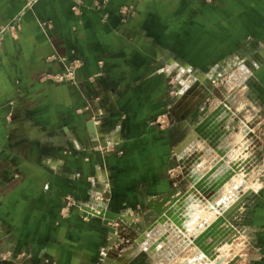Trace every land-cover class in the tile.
I'll use <instances>...</instances> for the list:
<instances>
[{"label":"crops","instance_id":"obj_1","mask_svg":"<svg viewBox=\"0 0 264 264\" xmlns=\"http://www.w3.org/2000/svg\"><path fill=\"white\" fill-rule=\"evenodd\" d=\"M84 1H104L105 7L76 14L73 0H39L21 16L18 33L6 34L0 45V225L5 231L0 236L10 230L18 243L36 245L38 256L54 254L57 260L67 251L46 240L60 238L62 229L46 223L58 219V196L84 194L86 177L103 159L82 150L93 136L86 126L89 113L79 110L104 111L102 127L124 119L128 158L104 159L113 187L124 194L145 182L154 190L169 137L167 130L146 123L164 106L166 80L152 68L158 49L179 50L183 60L199 63L221 57L248 37L264 39V0ZM24 4L0 0V27ZM123 6L133 12H121ZM72 60L79 61L74 84L48 78ZM259 77L264 87V68ZM61 160L63 168L49 163ZM14 168L20 176H13ZM261 196L256 220L264 236V192Z\"/></svg>","mask_w":264,"mask_h":264},{"label":"rangeland","instance_id":"obj_2","mask_svg":"<svg viewBox=\"0 0 264 264\" xmlns=\"http://www.w3.org/2000/svg\"><path fill=\"white\" fill-rule=\"evenodd\" d=\"M37 1L25 0L17 17L0 27V45L6 34L18 33L21 16ZM104 7V1L73 0L71 10L80 14ZM120 11L129 14L133 9L123 6ZM160 48L152 68L166 80L164 106L146 120L148 126L167 130L169 135L156 188L149 190L145 182H138V188L122 194L113 187L104 159L115 156L127 160L130 137H125L124 119L102 127L104 111L80 109L89 113L88 123L93 122L91 129L86 125L93 136L87 138L93 141L82 150L103 159L86 177V192L61 193L58 219L46 223L62 229L60 238L48 235L46 242L57 243V250L65 248L66 258L38 256L36 245L18 243L16 233L10 236L9 230L0 236V264H197L202 259L218 260L217 264L264 263V236L256 220L264 192V87L259 77L264 68V39L248 37L221 57L199 63L183 60L179 50ZM78 65L77 60L69 61L61 72L48 78L74 84ZM7 118L9 122V114ZM236 147L242 156L234 168L245 182L237 204L223 215L222 224L203 226L202 220H190L188 211L196 208L191 202L209 194L217 176L213 170L231 164L239 149ZM49 163L64 167L63 160ZM12 174L18 177L21 170L14 168Z\"/></svg>","mask_w":264,"mask_h":264},{"label":"bare ground","instance_id":"obj_3","mask_svg":"<svg viewBox=\"0 0 264 264\" xmlns=\"http://www.w3.org/2000/svg\"><path fill=\"white\" fill-rule=\"evenodd\" d=\"M244 135V134H243ZM242 135V136H243ZM240 136V137H242ZM241 139V138H240ZM247 139V138H246ZM107 141V140H106ZM241 141V140H240ZM103 142V141H102ZM243 142V141H241ZM105 143V142H104ZM240 143V142H238ZM199 144V143H198ZM185 145V144H183ZM181 146V144H180ZM197 146V145H196ZM193 147V146H192ZM191 147V148H192ZM241 147V144L240 146ZM238 147V148H239ZM237 148V147H236ZM237 148V149H238ZM193 149V148H192ZM204 153V152H203ZM192 154V153H191ZM202 154V153H201ZM244 154V152H243ZM203 156V155H202ZM242 156V151L240 148L237 150L235 156L232 158L234 161H232L231 164L228 166H216L215 170L213 172L217 173V176H214L215 179L211 182V191L209 194L205 193V196L202 198L193 199L191 202V206L196 203V208L193 211V209L189 212L188 216L193 218V220H202L203 226H206L207 224L213 223V222H219L222 224L224 222V218L222 219L223 215L229 211V209L234 205L237 204V201L239 199L240 193L243 191V188L245 186L244 177L239 174L240 171H237L236 164L240 162V158ZM207 157V155H206ZM205 158V157H204ZM207 163V162H206ZM196 167V166H195ZM218 167V168H217ZM223 167V168H222ZM205 168V167H203ZM210 171V170H209ZM197 172V171H196ZM192 173V172H191ZM200 178V177H199ZM194 179V178H193ZM195 181V180H194ZM204 182V181H202ZM201 184V183H200ZM204 186V185H203ZM205 189V188H203ZM196 192V191H195ZM244 192V191H243ZM199 195V193H198ZM192 196V195H191ZM195 201V202H194ZM199 203V204H198ZM184 204V203H183ZM198 204V205H197ZM233 210V208H231ZM186 214V213H185ZM195 214V216L192 217V215ZM188 216L185 218L189 219ZM226 221V220H225ZM200 222V221H199ZM199 224V223H198ZM214 224V223H213ZM176 226V225H175ZM182 227V225H181ZM175 228V227H174ZM186 230V229H185ZM189 230V229H188ZM187 230V231H188ZM195 230V227H194ZM181 231V230H180ZM173 232V230H172ZM192 232V231H191ZM193 233V232H192ZM180 234V233H179ZM184 235V234H183ZM177 236V235H176ZM173 240V239H172ZM227 241V240H226ZM183 242V241H182ZM185 242V240H184ZM177 243V242H176ZM185 244V243H184ZM169 246V245H168ZM176 246V245H175ZM176 248V247H175ZM182 248V247H181ZM227 249V248H226ZM232 249V248H231ZM228 250V249H227ZM220 251L219 253H221ZM228 252V251H227ZM200 259V258H199ZM221 260V259H220ZM219 260V261H220ZM202 262V263H201ZM212 264H217L218 260L216 262L210 261ZM210 262H205L202 260L196 261L197 264H210Z\"/></svg>","mask_w":264,"mask_h":264},{"label":"water","instance_id":"obj_4","mask_svg":"<svg viewBox=\"0 0 264 264\" xmlns=\"http://www.w3.org/2000/svg\"><path fill=\"white\" fill-rule=\"evenodd\" d=\"M93 127V122L88 123V128L91 129Z\"/></svg>","mask_w":264,"mask_h":264},{"label":"built area","instance_id":"obj_5","mask_svg":"<svg viewBox=\"0 0 264 264\" xmlns=\"http://www.w3.org/2000/svg\"><path fill=\"white\" fill-rule=\"evenodd\" d=\"M68 71H69V70H68ZM68 71H67V72H68ZM69 73H70V72H69ZM69 73H68V74H69ZM68 74H63V76H62V77L66 76V75H68Z\"/></svg>","mask_w":264,"mask_h":264}]
</instances>
